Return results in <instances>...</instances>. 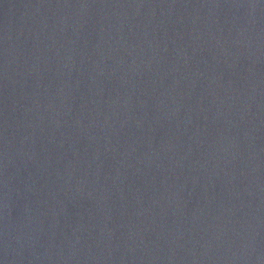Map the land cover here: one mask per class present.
<instances>
[{
  "label": "water",
  "instance_id": "water-1",
  "mask_svg": "<svg viewBox=\"0 0 264 264\" xmlns=\"http://www.w3.org/2000/svg\"><path fill=\"white\" fill-rule=\"evenodd\" d=\"M0 264H264V0H0Z\"/></svg>",
  "mask_w": 264,
  "mask_h": 264
}]
</instances>
